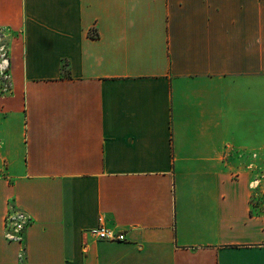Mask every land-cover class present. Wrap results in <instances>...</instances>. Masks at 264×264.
<instances>
[{
  "label": "crops",
  "instance_id": "1",
  "mask_svg": "<svg viewBox=\"0 0 264 264\" xmlns=\"http://www.w3.org/2000/svg\"><path fill=\"white\" fill-rule=\"evenodd\" d=\"M0 31V264H264V0H0Z\"/></svg>",
  "mask_w": 264,
  "mask_h": 264
},
{
  "label": "built area",
  "instance_id": "2",
  "mask_svg": "<svg viewBox=\"0 0 264 264\" xmlns=\"http://www.w3.org/2000/svg\"><path fill=\"white\" fill-rule=\"evenodd\" d=\"M0 56H5L3 58V63H8L7 58V52L5 48V52H0ZM2 66V65H1ZM3 68V66H2ZM1 69V67H0ZM12 219L15 220V222L12 221ZM29 222L26 215L22 212L16 213V215H13L11 212L9 213L7 217V227L9 230V236L12 238H22V231L24 227L27 225L26 222ZM14 224V225H13ZM16 230L18 234H12L11 231ZM88 232L92 233L94 236H96L99 240H106V241H124L126 239V234L123 232H119L113 228L108 227L103 218L101 217L100 222L97 227L92 228L88 230Z\"/></svg>",
  "mask_w": 264,
  "mask_h": 264
},
{
  "label": "rangeland",
  "instance_id": "3",
  "mask_svg": "<svg viewBox=\"0 0 264 264\" xmlns=\"http://www.w3.org/2000/svg\"><path fill=\"white\" fill-rule=\"evenodd\" d=\"M6 45H7V39H6V36L3 34L2 31H0V52H5V48H6ZM5 56H0V80H3L5 81L7 79V75H6V72L8 71V63L7 65H5L6 63H3V58ZM3 68H2V66ZM255 204L259 205L260 203L264 202V193L262 194H258L256 197H255ZM11 213L13 215H16V213H20L18 210H16L14 207L11 208ZM13 222H15L14 219H12ZM28 221L25 223L27 224ZM14 225V224H13Z\"/></svg>",
  "mask_w": 264,
  "mask_h": 264
}]
</instances>
